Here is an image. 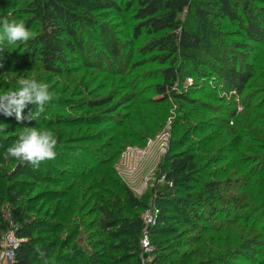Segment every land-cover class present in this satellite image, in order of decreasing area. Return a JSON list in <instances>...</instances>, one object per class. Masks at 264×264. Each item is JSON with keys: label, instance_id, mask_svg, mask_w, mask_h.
Here are the masks:
<instances>
[{"label": "rangeland", "instance_id": "1", "mask_svg": "<svg viewBox=\"0 0 264 264\" xmlns=\"http://www.w3.org/2000/svg\"><path fill=\"white\" fill-rule=\"evenodd\" d=\"M114 1L120 7L118 13L111 14L109 18L99 17L97 12H93L92 16L112 27L119 43L125 44L132 33L133 15L137 4L135 0ZM129 1L133 4L127 5ZM248 2L252 7L258 30L264 33V22L256 14L264 8V0ZM21 5L20 0H0V11H7L9 20L22 21V14L19 13ZM180 18L187 23L189 29H192L195 23L199 24L203 33H210L222 41L228 55L236 59L237 69L240 66L245 71L254 69V79H250L252 84L249 88H246V85L241 93H235L231 87L219 83H214V89L211 85L201 88L200 81L186 71L183 80L173 86L176 93L194 100L193 106H190L192 110L185 120L188 123L183 125L178 120L182 117L178 99L170 92L166 94V98L154 93L153 86L159 81L161 66L154 60L156 53L147 48L148 40L145 36L140 37L133 45L132 53H128L129 63L124 67L122 74H115L107 64L99 70L77 61L64 73L50 75L42 71L37 62L30 66L24 65L19 59L23 54L22 43L12 45L8 56L0 59V93L15 89L18 86L17 80L24 76L48 83L54 99L35 120L18 122L14 115L8 117L0 113L3 126L12 123L16 126L14 132L0 134V172L15 166L16 159L8 157L6 149L15 142L24 128L51 130L58 139L55 158L42 162L38 168L31 167L34 177L20 175L17 180L21 181L18 186L23 191L19 199H32V208L27 210L30 218L55 225L63 213L60 209L57 215L53 216L57 208L55 198L60 197V203L70 204L73 212L61 220V226L57 230L60 237L58 245L67 238L65 234L76 232L69 245H76L77 254L81 251L98 255L101 251V239L94 234L96 226L88 222L95 218L97 212L81 219L79 212L74 211L72 205L78 196L73 195L76 188H83L85 183L97 178L101 171L105 173L112 168L116 177L135 197H145L149 214L156 215L155 223L152 224L144 221L146 212H142L144 229L139 243L131 246V251L138 257L137 245L140 244V255L144 264H154L153 259L161 252L165 253L162 261L169 259L165 264H183L184 258L187 259L184 264H194V256L189 257L187 254L183 258V254L201 250L202 243L208 237L215 235L213 239L216 240L220 234V242L226 244L225 248L230 245L235 251L229 254L227 248L225 252L222 250L223 259L212 264H264V199L259 202V207L253 209L246 200L240 199L248 190L246 185L254 186V182L260 178L259 174L264 172V133L258 129L255 131L254 127L243 135L229 130L234 126L235 118L246 114L243 109L245 104H264V35L262 39L255 40L246 30L247 23L221 18L210 22L209 18L196 14L194 9L188 10ZM28 29L34 34L38 28L31 26ZM121 50L126 54L125 48ZM200 67L206 68L202 64ZM209 79L210 77H207L206 81ZM125 97H128V100L122 103ZM104 109L109 112H104ZM29 111L34 112L35 105H29L24 110V115L27 116ZM250 116L264 118V109L251 110ZM217 118L223 121L229 118L230 122L225 127L223 121L217 123ZM175 125L177 128L181 127L179 134L176 133ZM163 131H168L167 139L156 141L146 154L137 153L122 157V152L127 147L142 149L148 139H156ZM182 131L190 140L183 148L178 149V136ZM163 144L166 146L164 153L161 151ZM188 146L196 150L203 158L204 164L209 158V162H213V159L222 161L225 157L227 159L222 162L223 165L231 157H234L232 162L239 163L240 170L231 174L232 179H236H231L234 184H223L211 193V198H214L216 204V212L212 216L207 212L208 205L203 203V197L198 200L196 206V213L200 218L195 219L191 216L195 211L191 204L187 203L180 209L171 206L168 198L161 195L169 193L170 196H182L183 188L174 189L171 183L167 184L158 166L164 155L179 152ZM207 149L211 151L209 154ZM214 165L208 172L211 176L220 169L229 171L227 166ZM263 184L264 182H260L255 187V193L260 192L259 187L263 190ZM0 209L6 217H10L11 209L8 203L2 204ZM174 211H183L181 222H167L169 228L163 230L167 236L154 237L155 244H152L149 234L151 229L157 221H160V226L165 225ZM46 226L38 229V233L48 235L51 227L46 231ZM144 234L147 237V251L142 245ZM241 240L244 241L243 246L239 245ZM206 247L209 248L210 245L207 244ZM55 252L66 253L68 250L66 247H58Z\"/></svg>", "mask_w": 264, "mask_h": 264}, {"label": "trees", "instance_id": "2", "mask_svg": "<svg viewBox=\"0 0 264 264\" xmlns=\"http://www.w3.org/2000/svg\"><path fill=\"white\" fill-rule=\"evenodd\" d=\"M1 1L9 2L10 0ZM20 1L22 5L19 13L22 14V21L26 28L31 26L38 28L33 39L21 44L23 54L19 59L24 65L30 66L37 62L45 73L59 75L77 61H82L86 66L96 67L99 70L107 64L115 74H122L124 67L129 63L130 54L128 53H132L135 42L145 36L148 40L147 48L156 53L154 60L161 66L159 81L153 86L154 93L166 98V94L170 92L174 98L178 99L182 116L178 120L183 125L188 123L185 120L192 110L190 106H193L194 100L176 93L173 86L183 80L186 71L200 81L201 88L211 85L214 89V83H219L231 87L235 93H241L246 85V88H249L252 84L250 79H254V69L245 71L242 66L236 68V59L228 55L222 41L217 40L210 33H203L199 24L195 23L193 28L189 29L187 23L180 18L188 10L194 9L196 14L202 18H209L210 22L216 18L231 22L238 20L247 23L246 30L252 38L262 39L264 33L258 30L255 24V17L248 0H135L137 7L133 15L132 33L125 44L119 43L112 27L105 22L97 21L92 16L93 12H97V16L109 18L111 14L118 13L120 7L114 0ZM130 4L133 2H127V5ZM7 14L5 10L0 11V18ZM256 14L264 22V8L258 10ZM252 31L259 37L252 35L254 34ZM122 48L127 50L126 54L121 52ZM9 51L10 47L5 45L4 50L0 51V59L8 56ZM260 61L263 64V60ZM201 64L206 67V70L200 67ZM207 77H210L208 81H206ZM127 100L128 97H125L122 103ZM106 102L105 100L104 103ZM91 105L92 102L89 103V106ZM257 108L264 109L263 102L257 105L245 104L243 109L246 114L235 118L234 126L229 130L243 135L254 127L255 131L258 129L264 133V118L250 116V111ZM103 111L109 112L106 109ZM216 121L218 123L223 120L217 118ZM229 122V118L225 119L223 126H228ZM5 127L4 132L16 130L15 123ZM174 128L179 134L181 127L177 128L175 125ZM189 140L190 138L182 131L178 136V149L183 148ZM209 152L211 151H208V154ZM226 159L227 157L222 161L213 159V162H209V158L204 164L203 158L190 146L179 152L164 155L158 166L160 174L166 178L167 184L171 183L174 189L183 188V191H181L182 196H170L169 193H161V195L168 198L171 206L180 209L187 203L191 204V208L195 210L194 213L191 211V216L195 219L200 218L196 213V206L198 200L203 197L205 198L203 203L208 205L207 212L210 216L214 215L216 204L214 198H211V193L223 184L232 186L234 184L232 180L236 179H232L231 174H234L235 170H240L239 163L232 162L234 157L229 158L223 165L222 162ZM214 164L227 166L229 171L220 169L211 176L208 172L215 166ZM32 170L30 165L21 164L16 160L13 168L0 172V207L8 203L11 209L9 218L0 209V237L4 232L12 229L15 235L22 239L15 251L14 264H43L36 251L37 247L46 253L49 264H144L140 255V244L137 245L139 246L138 257L131 251V246L136 242L139 243L145 224L141 214L148 204L145 197H135L133 192L116 177L112 168L105 173L101 171L97 178L85 183L83 188H76L73 195L78 196L72 205H74V211L79 212L81 219L97 212L95 218L88 222L96 226L94 234L101 239L99 245L101 253L98 252V255L85 254L81 251H78L79 254L76 253V245H69V241L76 232L65 234L67 238L58 245L60 237L57 235V230L61 226V220L73 212L70 204L60 203V197L55 198L57 208L53 213V216H56L57 212L62 210L58 223L50 225V223H43L41 219L30 218L27 210L32 208L30 204L33 202H31L32 199H28L29 197L24 201L19 199L23 191L18 186L21 181L17 178L20 175L34 177ZM259 176L254 186L246 185L248 190L240 197L241 200L248 202L251 209L259 207V202L264 199V193H261L264 192V184L262 191L260 187L259 193L254 191L260 182H264V172ZM182 215L183 211H174L162 226L159 224L160 221H157L149 233L151 243H154V237L167 236V233L163 232L164 228H169L167 222L180 223ZM45 225H47L46 231L51 227L48 235L38 233V229H43ZM213 236L215 235L208 237L202 243L201 250L193 253L187 251L183 254V258L188 254L189 257H195L194 264H212L216 260L223 259V252L228 250L230 254L235 251L230 245L226 246V250V244L220 242L222 234L216 240ZM207 244L210 245L209 248L206 247ZM243 244L244 241L241 240L239 245L243 246ZM58 247H66L68 252L57 254L55 249ZM163 254L165 253L161 252L156 255L153 259L154 264L168 262L169 259L162 261ZM186 260V258L182 260L183 264L187 262Z\"/></svg>", "mask_w": 264, "mask_h": 264}, {"label": "clouds", "instance_id": "3", "mask_svg": "<svg viewBox=\"0 0 264 264\" xmlns=\"http://www.w3.org/2000/svg\"><path fill=\"white\" fill-rule=\"evenodd\" d=\"M10 15V14H9ZM34 38L31 30L26 28L23 21L9 20L8 16L0 18V51L4 46L11 47L18 43H27ZM17 87L11 91L0 93V113L5 116H15L18 122L35 120L44 112L45 106L54 99L50 92V85L35 78L21 76L17 80ZM29 105H35V111H29L27 116L24 110ZM4 124H0V132L6 131ZM58 139L53 131L41 130L37 127H26L15 142L6 149L8 157L18 160L21 164H28L33 168L56 156ZM43 264H49L46 253L36 248Z\"/></svg>", "mask_w": 264, "mask_h": 264}, {"label": "built area", "instance_id": "4", "mask_svg": "<svg viewBox=\"0 0 264 264\" xmlns=\"http://www.w3.org/2000/svg\"><path fill=\"white\" fill-rule=\"evenodd\" d=\"M169 136L168 131H163L161 135H158L156 139H148L146 144L143 146L142 149H138L135 147H127L126 149L123 150L122 152V157L126 158L127 156H131L132 154H146V152L155 144L156 141L160 142L162 140H166L167 137ZM161 151L163 153L166 151V146L163 144L161 146ZM145 215L143 217L144 221L146 220L148 223H155V216H152L149 214V209H145ZM157 213V211H155ZM146 235L144 234V237L142 239V245L145 248L144 250L147 251V242H146ZM22 239L17 237L15 235V232L10 229L7 232H4L1 237H0V264H14V256H15V251L21 242Z\"/></svg>", "mask_w": 264, "mask_h": 264}]
</instances>
